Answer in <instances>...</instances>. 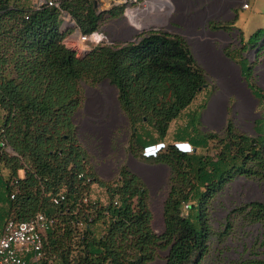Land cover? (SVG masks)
<instances>
[{
  "label": "trees",
  "instance_id": "1",
  "mask_svg": "<svg viewBox=\"0 0 264 264\" xmlns=\"http://www.w3.org/2000/svg\"><path fill=\"white\" fill-rule=\"evenodd\" d=\"M60 6L82 32L98 28L100 14L93 0H60ZM25 10L17 0H0V108L5 114L0 121V141L6 140L14 151L9 153L0 145V158L11 171V178L0 177V224L12 209L13 218L18 220L29 219L38 211L52 217L46 231L57 223L63 228L60 237L53 235L56 226L49 231L53 245L48 246L45 237L43 240L45 254L53 264H146L166 248L165 264H191L193 255L204 251L210 229L202 205L206 193L200 192V186L222 182L232 168L248 170L242 149L232 151L237 136L231 119L224 128L228 139L215 159L197 154L216 132L189 135L197 117L193 113L183 133L196 150L183 151L174 143L167 144L176 155L186 157L196 184L190 194L169 190L161 233L152 230L146 190L127 165L119 168L121 183L117 186L89 170L86 150L76 141L73 119L82 103L80 81L107 78L117 88L118 101L132 125L142 157L162 158L166 148L153 156L143 155L142 150L161 141L170 121L209 84L186 39L181 34L150 29L133 40L99 44L77 55L63 42L57 7L33 10L27 18ZM263 36L264 27H259L246 41L254 43ZM250 85L259 98H264L262 89ZM239 136L241 142L253 141L250 149L256 143L264 144V132L255 137ZM241 142L239 148H243ZM257 158V169L264 177V156ZM93 184L105 189L109 197L101 207H97L98 201L90 200ZM61 193L64 198L55 203L53 197ZM192 196L197 203L189 201ZM184 203H188L186 210ZM250 204L255 214L264 216L263 202ZM99 218L106 222V231L95 237L91 225ZM82 220V253L71 256L66 239L72 234L71 225L78 228Z\"/></svg>",
  "mask_w": 264,
  "mask_h": 264
},
{
  "label": "rangeland",
  "instance_id": "2",
  "mask_svg": "<svg viewBox=\"0 0 264 264\" xmlns=\"http://www.w3.org/2000/svg\"><path fill=\"white\" fill-rule=\"evenodd\" d=\"M162 1L168 9L164 5H156L153 9L144 10L145 12L139 14L143 24L140 26L137 24L141 27L137 29L127 17L125 7L127 5L141 7L143 2L93 0L95 11L100 14L98 29L109 41L116 43L133 40L150 29L181 34L188 44L191 34L212 36L210 34L221 31L218 33H221L223 38H212V47L220 56L230 57L235 68L230 72L227 89L220 98L221 105L227 102L225 122L223 127L216 130L205 123L201 127L197 114L194 120V124L197 122V125H192L193 132H189V135L200 137L201 132L207 131L204 129H213L216 135H210L206 146L197 149V154L215 159L224 149V143L228 139L224 136V128L226 121L231 119L237 136L232 142V151L242 149L248 170L232 168L224 175L222 182H208L200 186V192L206 193L202 205L210 229L204 251L194 254L191 264H264V216L255 214V209L250 204L253 201L264 203V177L256 166L257 157L264 156V144L256 143L255 148L250 149L253 141L241 142L239 136L248 134L255 137L264 132V98H259L250 85L251 82L253 87L262 89L261 92L264 93V36L254 43L246 41L257 28L264 27V0H236L231 2L224 14L219 13L220 4L217 1L214 3L213 0ZM245 1L248 2V7L242 6ZM17 2L23 7L30 4L29 0ZM192 14L199 23L195 33L187 31L184 24ZM61 22L60 27L64 31V36H67L73 29L64 28ZM231 22L233 27L224 26ZM222 23L225 24L220 27ZM213 25L216 27L213 28ZM242 58L247 61H241ZM247 62L251 65V70ZM5 71L9 75L12 74L9 69ZM206 75L210 91L205 89L198 93L182 112V118L188 119L194 109L198 112L220 89L218 74L207 71ZM80 89L82 103L75 111L73 119L76 125V141L86 150L89 170L100 179L112 181V185L117 186L121 183L118 180L119 168L127 165L131 170L128 164L133 163L132 165L142 173L140 176L134 172L146 190L147 204L151 211L150 226L154 232L161 233L164 228L163 204L169 190L174 188L180 195L190 194L192 186L196 184L192 171L187 167L186 157H180L171 148L166 147L160 159L148 160L142 157L139 146L136 145L132 125L118 101L117 88L107 78L94 82L83 79L80 81ZM3 115L5 114L0 108V121ZM196 129L198 131L194 132ZM177 137L173 129H170L162 140L167 146ZM240 142L243 148H239ZM0 177L2 180L11 178V171L1 158ZM197 192L195 195L199 194V191ZM89 197L90 200L98 201L97 207H101L109 198L105 189L97 184L90 185ZM197 200L194 196L189 199L192 203H197ZM184 204L183 209L186 210ZM9 206L10 204L6 205L7 208ZM8 215L16 217L13 209ZM84 225V220L77 224L78 228L71 225L72 234L68 240L66 239L71 256L82 253L80 234ZM52 228L44 231L48 246L53 245L54 237L62 236L63 228L58 223L55 234L49 232ZM91 229L92 234L98 237L106 231V222L99 218L91 225ZM167 250V248L159 250L146 264H165Z\"/></svg>",
  "mask_w": 264,
  "mask_h": 264
},
{
  "label": "built area",
  "instance_id": "3",
  "mask_svg": "<svg viewBox=\"0 0 264 264\" xmlns=\"http://www.w3.org/2000/svg\"><path fill=\"white\" fill-rule=\"evenodd\" d=\"M29 1L30 4L26 7L24 14L25 18L28 17L29 12L44 6H55L58 8L62 21L61 26L63 25L64 28L72 27L73 29L71 33L63 37V42L73 48L77 55H82L96 45L112 43L98 28L91 32H82L70 13L60 6V0ZM127 1L143 2L144 6L148 0H121V2ZM242 6L248 7V2L245 1ZM133 7L127 5L125 13ZM173 143L178 149L183 151H193L195 149L189 141L175 140ZM0 145L5 151L14 153L6 140H1ZM165 147L166 142L161 140L146 145L142 150V154L153 156ZM63 198L64 194L61 193L54 196L53 201L58 203ZM184 207L187 208L188 203H185ZM52 222L53 218L42 211L36 212L31 218L25 220H18L12 217L7 218L0 224V264H53V259L46 256L43 244L44 231L50 227Z\"/></svg>",
  "mask_w": 264,
  "mask_h": 264
},
{
  "label": "crops",
  "instance_id": "4",
  "mask_svg": "<svg viewBox=\"0 0 264 264\" xmlns=\"http://www.w3.org/2000/svg\"><path fill=\"white\" fill-rule=\"evenodd\" d=\"M212 1V0H211ZM216 1L220 4L219 7L221 10L219 11L220 14H224L227 11V8L229 5H231V2H235L236 0H213ZM156 5H165L164 1L160 0L157 1V4L152 6L153 8L156 7ZM250 5V4H249ZM250 7V6H249ZM167 8V7H166ZM168 9V8H167ZM258 11V9H255ZM191 18L185 21V27L187 31H193L194 33L197 32L198 30V21L196 20L194 14L190 15ZM180 18V16H179ZM218 30V29H217ZM190 32V33H193ZM221 32V31H218ZM212 33L210 35L212 36H205V35H189L190 37V42L189 45L191 47V51L196 58L197 62L202 65L203 69L207 72H215L218 74V81L220 84V89L216 92V95L210 99L209 103L206 105H203V108H200V110L197 112L196 109H194L193 114H198V118L202 127V124L205 123L207 126L213 129H218L219 127H223V124L225 122V113H226V107H227V102H224L222 105L220 103V98L224 94L225 89H227V78L229 79L230 72L233 70L234 67L231 62L233 61L230 57L228 56H220L219 53L217 54V51L214 47H212L213 42H211L212 38H223L221 33ZM193 36V37H191ZM224 77V78H223ZM223 78V79H222ZM210 84H207L205 88H203L200 92L202 93L203 90L210 91L208 89ZM199 92V93H200ZM198 95V94H197ZM194 100V99H193ZM193 102V101H192ZM191 102V103H192ZM190 103V104H191ZM189 104V105H190ZM188 105V106H189ZM187 106V107H188ZM185 107L180 114L172 119L169 123L168 131L170 129H173L175 135H178V138L180 140H185V141H190L187 136L184 135L183 129L186 123L188 122L187 118H182V112L187 108ZM198 109V108H197ZM174 125V126H173ZM173 126V127H171ZM213 129H204V130H213ZM133 163L129 162V167L131 170L138 175L142 176V173L138 170V168L134 167L132 165ZM20 170V174H23V171Z\"/></svg>",
  "mask_w": 264,
  "mask_h": 264
},
{
  "label": "bare ground",
  "instance_id": "5",
  "mask_svg": "<svg viewBox=\"0 0 264 264\" xmlns=\"http://www.w3.org/2000/svg\"><path fill=\"white\" fill-rule=\"evenodd\" d=\"M157 1H160V0H148V1H146V3H145L144 6H141V7H133V8H130V9L127 10V13H126L127 14V17L129 18V20L131 21V23L135 27H137V29H140L141 28V27H139L140 24H143L142 21H140L141 20V17L139 16V14L141 12H145L148 9H153L152 6H154L155 3L157 4ZM131 17L134 19L135 22H133V19Z\"/></svg>",
  "mask_w": 264,
  "mask_h": 264
},
{
  "label": "water",
  "instance_id": "6",
  "mask_svg": "<svg viewBox=\"0 0 264 264\" xmlns=\"http://www.w3.org/2000/svg\"><path fill=\"white\" fill-rule=\"evenodd\" d=\"M84 53H85V52H84ZM84 53H83V54H84Z\"/></svg>",
  "mask_w": 264,
  "mask_h": 264
}]
</instances>
